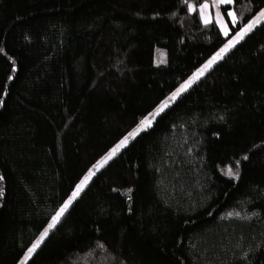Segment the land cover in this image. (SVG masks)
<instances>
[{"label": "trees", "instance_id": "obj_1", "mask_svg": "<svg viewBox=\"0 0 264 264\" xmlns=\"http://www.w3.org/2000/svg\"><path fill=\"white\" fill-rule=\"evenodd\" d=\"M207 1L0 0V264L264 8L223 5V35ZM23 264H264V20L95 171Z\"/></svg>", "mask_w": 264, "mask_h": 264}, {"label": "snow or ice", "instance_id": "obj_2", "mask_svg": "<svg viewBox=\"0 0 264 264\" xmlns=\"http://www.w3.org/2000/svg\"><path fill=\"white\" fill-rule=\"evenodd\" d=\"M233 0H218L217 6L219 4H230L232 3ZM209 5L207 3L203 4L201 6V10L206 11L208 9ZM189 10L194 11L195 9L193 8L192 5H189ZM229 15L232 17L233 21L236 20V15L235 13H229ZM261 20H264V10H262L256 18H254L251 22H249L239 33H237V36L234 40H230L228 44H226L223 48L220 49L219 52H217L201 69H199L196 73H194L193 77L187 81L184 85L180 87V89L177 90L176 93L173 94V96L170 98L172 100H175L177 96L180 95V93L186 91L191 85L198 80L201 76L204 75L206 71H208L213 64H215L218 60L223 59L224 54L229 51L230 48L234 47L236 43H239L240 40L244 38L245 35H247L249 32L252 31V29L261 22ZM210 21L205 18V23H209ZM224 34L228 35L227 27L224 26ZM0 51H3L0 49ZM168 106V102L165 101L159 111H163L165 107ZM151 121L150 120H145L142 122V126L138 128L135 132L130 133L129 135L131 137H134L137 135L140 131L143 130L144 127L150 126ZM128 137H125L116 147H114L96 166V170L98 171L100 168H102L109 160H111L117 152L120 151L121 148L125 147L126 144L128 143ZM229 175H233L232 170H228ZM95 175L94 172L90 171L84 179L81 181L80 184L77 185L76 189L73 191L71 194V197L61 206V208L56 212L55 216L52 217L51 223L48 225V227L44 230V232L40 235L39 239L32 245L31 248L28 249L27 255L25 259L30 257L33 252L36 251V249L40 246V244L44 241V239L48 236L49 230L54 228L57 223H59L61 217L64 215V213L68 210L72 202L80 195V193L84 190L85 186L88 184L89 180L91 177ZM2 179V177H0ZM130 191V190H129ZM2 191H0V195H2ZM231 215V213L229 214ZM238 215V214H237Z\"/></svg>", "mask_w": 264, "mask_h": 264}, {"label": "rangeland", "instance_id": "obj_3", "mask_svg": "<svg viewBox=\"0 0 264 264\" xmlns=\"http://www.w3.org/2000/svg\"><path fill=\"white\" fill-rule=\"evenodd\" d=\"M217 2H218V0H209V1H207V2H204V3H202L201 5H199L198 6V13H199V16H200V18H201V21L203 22V23H205V18H207L210 22H214V23H216V25L218 26V28H219V30L221 31V33L223 34V35H225L224 34V26H226L227 27V31H228V34H229V32H230V28H229V25H228V22H227V20H226V17H225V15H224V13H223V11H222V6L223 5H231L232 3H230V4H219V6H217ZM205 3H207L208 5H209V7H208V9L206 10V11H203L202 12V10H201V6L203 5V4H205ZM262 10H264V8L263 9H261L257 14H255L239 31H238V33L249 23V22H251L254 18H256L257 16H258V14L262 11ZM234 13V11H233V9L232 8H230L228 11H227V15H228V17H229V20L234 24L235 23V21H233V19H232V17L229 15V13ZM236 36H237V34H235L233 37H231L224 45H223V47L226 45V44H228L229 43V41L230 40H234L235 38H236ZM222 47V48H223ZM220 51V50H219ZM218 51V52H219ZM158 60H157V64H161V63H164V53H160V57H158L157 58ZM210 60V59H209ZM208 60V61H209ZM207 61V62H208ZM207 62H205L201 67H199V69H201ZM199 69H197V71L199 70ZM197 71H195V73L197 72ZM194 75V74H193ZM193 75H191L187 80H185L181 85H179V87H177V89H175V91H173L172 93H171V95L165 100V101H167L168 103H170L171 101H172V99H170L172 96H173V94L174 93H176L177 92V90L178 89H180V87L182 86V85H184L187 81H189L192 77H193ZM181 94V93H180ZM164 101V102H165ZM163 102V103H164ZM163 103L161 104V106L163 105ZM161 106H159L157 109H155L153 112H151V113H149L146 117H144L143 119H142V121L134 128V130H132L130 133H133V132H135L138 128H140L141 126H142V122L143 121H145L146 119L147 120H150L151 121V123H152V121H153V119L157 116V114H159L161 111H159V109L161 108ZM166 108V107H165ZM164 108V109H165ZM151 125V124H150ZM148 127V126H147ZM147 127H144L143 129H145V128H147ZM141 132V131H140ZM139 132V133H140ZM129 133V134H130ZM127 135V136H125V137H128L129 139H128V141L130 140V139H132V138H134V137H131L130 135ZM124 137V138H125ZM123 138V139H124ZM122 139V140H123ZM121 140V141H122ZM120 141V142H121ZM119 142V143H120ZM118 143V144H119ZM117 144V145H118ZM117 145H115L114 147H116ZM113 147V148H114ZM112 148V149H113ZM111 149V150H112ZM110 150V151H111ZM109 151V152H110ZM109 152H107L103 157H101L99 160H98V162L88 171V173L90 172V171H92V172H94L95 173V171H96V168H95V166L109 153ZM228 170L229 169H225L224 170V173H226V174H228ZM87 173V174H88ZM86 174V175H87ZM229 175V174H228ZM84 179V178H83ZM82 179V180H83ZM32 247V246H31ZM30 247V248H31ZM28 252V251H27ZM27 252L25 253V255L23 256V258L21 259V261H20V263L19 264H23L27 259H25V257H26V255H27Z\"/></svg>", "mask_w": 264, "mask_h": 264}, {"label": "water", "instance_id": "obj_4", "mask_svg": "<svg viewBox=\"0 0 264 264\" xmlns=\"http://www.w3.org/2000/svg\"><path fill=\"white\" fill-rule=\"evenodd\" d=\"M62 218V217H61Z\"/></svg>", "mask_w": 264, "mask_h": 264}]
</instances>
